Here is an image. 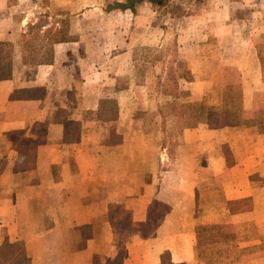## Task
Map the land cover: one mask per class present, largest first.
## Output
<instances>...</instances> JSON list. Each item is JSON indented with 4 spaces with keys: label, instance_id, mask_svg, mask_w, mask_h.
<instances>
[{
    "label": "rangeland",
    "instance_id": "obj_1",
    "mask_svg": "<svg viewBox=\"0 0 264 264\" xmlns=\"http://www.w3.org/2000/svg\"><path fill=\"white\" fill-rule=\"evenodd\" d=\"M125 2L0 0V76L22 72L24 63L31 65L27 75L53 64L58 72L27 95L56 101L69 119L65 140L90 130L87 139L93 133L96 140L90 153H111L113 174L121 160L128 164V200L111 203L108 219L97 221L106 227L97 237L113 254L107 264H264V211L249 225L224 229L181 217L182 201L176 216L159 200L146 216L133 215L145 183L160 190L184 181L185 128L262 126L264 0ZM80 160L86 163L87 154ZM172 242L181 248L176 254L166 248ZM7 249L0 247V264Z\"/></svg>",
    "mask_w": 264,
    "mask_h": 264
},
{
    "label": "crops",
    "instance_id": "obj_2",
    "mask_svg": "<svg viewBox=\"0 0 264 264\" xmlns=\"http://www.w3.org/2000/svg\"><path fill=\"white\" fill-rule=\"evenodd\" d=\"M23 66L22 72L14 69L0 79V247L8 248L6 264H107L113 254L110 243L97 237L106 230L97 221L108 219L111 203L128 200V164L121 160L120 172L113 174L111 153L102 158L90 153L96 147L93 133L86 137L90 130L65 140L69 119L59 115L56 101L48 94L27 95L59 69L39 64L27 75L31 65ZM182 137L183 150H189L184 181L160 190L154 182L145 183L133 215L146 216L150 202L159 200L176 216L182 201L179 215L205 218L206 227L249 225L264 211V116L262 126L211 128L201 123L185 128ZM126 140L123 136L119 144ZM83 153L86 163L80 160ZM239 202L252 205L234 210ZM166 248L174 254L181 249L175 242Z\"/></svg>",
    "mask_w": 264,
    "mask_h": 264
},
{
    "label": "trees",
    "instance_id": "obj_3",
    "mask_svg": "<svg viewBox=\"0 0 264 264\" xmlns=\"http://www.w3.org/2000/svg\"><path fill=\"white\" fill-rule=\"evenodd\" d=\"M136 1H141V0H127V2H125V3H121V6H123V7H131L132 6V4L134 3V2H136ZM150 1H153V2H156V3H161L163 0H150ZM7 76H3V77H1L0 76V79H2V78H6ZM236 124V123H238L237 121H235V122H233V121H230V122H226L225 124Z\"/></svg>",
    "mask_w": 264,
    "mask_h": 264
}]
</instances>
